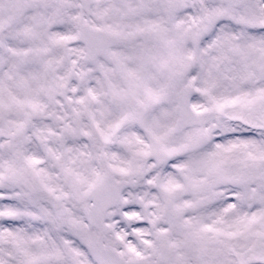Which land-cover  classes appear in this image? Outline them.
Instances as JSON below:
<instances>
[{
  "label": "snow or ice",
  "instance_id": "1",
  "mask_svg": "<svg viewBox=\"0 0 264 264\" xmlns=\"http://www.w3.org/2000/svg\"><path fill=\"white\" fill-rule=\"evenodd\" d=\"M0 264H264V0H0Z\"/></svg>",
  "mask_w": 264,
  "mask_h": 264
}]
</instances>
